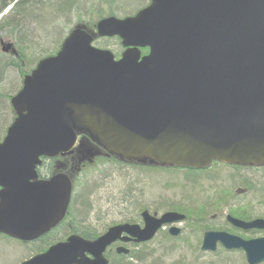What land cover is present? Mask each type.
Here are the masks:
<instances>
[{
	"label": "water",
	"instance_id": "1",
	"mask_svg": "<svg viewBox=\"0 0 264 264\" xmlns=\"http://www.w3.org/2000/svg\"><path fill=\"white\" fill-rule=\"evenodd\" d=\"M96 36L119 38L121 58L95 47ZM11 105L17 117L0 141V233L19 241H34L63 219L70 179L39 181L37 168L43 158L71 152L80 134L139 164L263 166L264 0H150L133 16L103 18L96 35L74 28L25 77ZM142 218L143 229L117 225L95 241L73 235L23 264H108L112 244L148 242L185 216L145 211ZM228 220L264 229V219ZM218 243L243 250L248 264L264 261V239L207 232L202 250L215 252Z\"/></svg>",
	"mask_w": 264,
	"mask_h": 264
},
{
	"label": "trees",
	"instance_id": "2",
	"mask_svg": "<svg viewBox=\"0 0 264 264\" xmlns=\"http://www.w3.org/2000/svg\"><path fill=\"white\" fill-rule=\"evenodd\" d=\"M143 1L0 0V15H2L0 19V41L6 40L11 42L16 50V54L14 55H7L0 52V81L8 76V73H10L9 71L17 72L21 78L30 74L39 60L55 55L60 50L64 39L72 29L80 27L95 34L98 21L108 16H131L138 10L131 14H128L127 11L136 10ZM129 3L136 5V7L133 8L128 6L127 4ZM9 7H11V9L6 15H3ZM111 41L116 44L114 54L116 58H119L124 49L118 38L106 39L103 42H101L99 38H96L94 44L103 48H109L107 45ZM49 48L52 49L49 50ZM141 52L145 55L148 51L144 49ZM2 93V96L6 97L8 100L11 98L10 94H6L5 92ZM1 127L0 122V128ZM91 143L92 141L89 138L82 136L80 146L74 153L71 152L72 154L70 153L51 160H44L42 169L48 170L50 176H54L57 173H66L68 175L74 172L78 173L83 169V166L79 170L75 168V165L78 163L76 158L78 156L83 158V154H87L86 152L91 150L88 149V145L95 147ZM72 159L75 161L72 162ZM112 161L115 162L114 160ZM102 163H104V161H102ZM123 164L126 163L123 162ZM126 165L132 167L142 166L139 164L135 166V164L132 163H127ZM114 167L116 176H119V179H121V184H118L116 192L114 193L115 195H110L113 196L112 200L114 202L117 200L121 202V216H126V219L132 218L133 214L139 211V205L142 202L141 198L147 197L154 199L156 196L158 197L160 195L163 197L161 202L165 204L161 209L184 212L191 218L194 215H199L197 213L199 210L202 212H205V210L210 212L207 207L212 203H225L223 198L225 199L224 195L228 194V189H232L238 184H241L242 187L246 188L247 192L250 193L247 198H245V196L236 198L238 201L242 202L244 198L248 200L252 198V200L256 199L257 201L264 202V171L252 177H245L240 172V167L228 168L223 173L204 171L199 174L190 170L159 168L164 170L165 172L163 173L165 174H161L162 176H153L154 172H147L137 168L129 169V174L127 176L124 175L126 172L119 171V168H117L118 165ZM149 168L155 169L157 167ZM166 174L169 175L167 178ZM143 177H146L144 182L141 180ZM161 177L169 179L165 183L168 186L166 190H162V185L164 186L165 181H160L159 179H161ZM149 178L150 180H148ZM128 179H131L130 181L133 180V184L129 183ZM147 180L148 182H146ZM109 182L116 184V181L112 179H110ZM136 183L138 185H136ZM142 184L146 185V189L142 188ZM84 187L85 184H82L79 188L78 196L75 198V204L72 208L73 232L85 239L93 240L99 228L107 225L103 220L99 221V219H101L99 214L95 217L96 210H101V204L104 205L106 201H102V196H99L100 189H103L102 186L99 188L98 193L93 192L88 194H86L87 192L84 190ZM110 195L108 198H110ZM227 196L229 197V195ZM232 199L235 201V198ZM225 204L227 205L228 203ZM104 218L106 219L105 216L102 219ZM192 225L196 229L198 224ZM51 239L52 235H49L43 237L33 245H30L31 252L40 250L44 246L49 245L52 242ZM157 239L167 244L166 247H161L159 250L171 252V254H169L170 256L180 254L181 256H185L195 253V251L198 252L197 244L185 242V248H176L175 245L177 241L174 239L167 236H159ZM144 246L145 247L140 248V250L130 253L128 256H110L108 258L109 264H164L152 256L154 253H150L149 249L146 248L147 245ZM2 257L3 255L0 254V264H4ZM217 263L218 262H216V264ZM187 264L192 263L190 261V263ZM195 264L197 263L195 262Z\"/></svg>",
	"mask_w": 264,
	"mask_h": 264
},
{
	"label": "rangeland",
	"instance_id": "3",
	"mask_svg": "<svg viewBox=\"0 0 264 264\" xmlns=\"http://www.w3.org/2000/svg\"><path fill=\"white\" fill-rule=\"evenodd\" d=\"M149 2H150V0H144L143 3L140 5V7L137 8L136 10L127 11L128 14H131L132 12L134 13L137 10L139 11V10L145 8ZM127 5L131 6L133 8L136 7V5H134L132 3H129ZM6 12L7 11H5L3 13V15L7 14ZM119 18H121V17H119ZM0 19H1V15H0ZM99 40H101V42H103L106 39H99ZM95 46H97V45H95ZM107 46L109 48H103L101 46H97V47L110 50L114 53V50L116 49V44L113 41H111V42H109V44ZM51 49L52 48H49V50H51ZM9 72L10 73H8V76L4 77V80L0 81V94H1L0 95V118H1L0 122H1V126H2L0 128V138H2L5 135L6 129L10 126V124L14 120V116H13L14 113L11 109L10 100L20 90V88L22 86V80H23V78H21L17 72H15V71H9ZM2 92H5L6 94H10L11 98L8 100L6 97H3ZM86 153L88 155L94 154V157L91 158L90 162L88 163V165L86 167V170H89V171H87L80 178L81 179L80 184L81 185L85 184L84 190L87 192L86 194L93 193V192L98 193L99 188H101V186H102L103 189H100L99 196H102V201H106V202H104V205L101 204L102 207L100 205V207L102 208L101 210L97 211L95 208V210H96L95 217L99 214L101 216V219H99V221L103 220V222H105L108 226L111 225L112 222L116 223L118 221H121L122 219H126V216H121V214H122L121 213L122 211L120 209V205L122 206L121 202L118 200L116 202H114L112 200L113 196L110 195V194H114L116 192L118 184H121V179H119L120 177L116 176V171L114 170L115 167L112 165H105V166L101 165L102 162L101 163L99 162V158L101 157V155L99 152L97 153V151H94L91 149V150L87 151ZM76 159H78V157ZM77 162H78V160H77ZM93 162H95V163L91 164ZM126 164H123V162H121L117 168H119V171L126 172V173H124V175H127V176L129 174L128 173L129 169H137V168L144 170V171H147V172H154L153 176H162L165 174V173H163L165 171L161 170L159 168L153 169V168H149L147 166H141L140 167V166H136L135 163H132V164H135L136 167H132V166H129ZM228 168H233V167L232 166H225V165H214V166L210 167L207 171L223 173ZM97 169L100 171L104 170L103 176H101L100 178L89 177L90 175H96V174H92L91 171H94ZM263 171H264V168L240 167V172L245 177L246 176L252 177V176L257 175ZM166 175H167L166 176V178H167L169 175L168 174H166ZM87 178L90 179V181H91L90 183H87V181H86ZM166 178L161 177V179H159L160 181H162V180L165 181L164 186L162 185V190L168 189V186L165 183L169 179H166ZM110 179L116 181V184L110 183L109 182ZM145 179H146V177H143L141 180H143V182H144ZM130 180L131 179H128V182L133 184L134 181L133 180L130 181ZM148 180H150V178ZM148 180L146 182H148ZM145 184H142L141 186H142V188L146 189ZM136 185H138V184L136 183ZM238 186H242V185L238 184L237 187H235V189L239 188ZM109 195H110V198H108ZM161 196L162 195H160L158 197L156 196L154 199H150L147 197H145L143 199L141 198L142 202L139 205L140 206V209L138 211L139 213L135 212L133 215L136 216L138 214L137 219H140V214L143 210H151V211H156V212L158 211V213H161V214L166 213L168 211L175 212L176 210L161 209L163 206H165L164 202H161L162 198H163ZM95 200H96V198H95ZM235 202L238 205L237 206L238 209L243 208L246 205V203H245V205L241 204V202L238 201L237 199L235 200ZM243 202H245V200ZM251 208H252L251 210H253V211H251L252 216H264V205L262 206L261 209L257 208L255 205H253ZM222 211L224 214H226L228 212V209L224 208V209H222ZM178 212L180 213V211H178ZM104 216L106 217V219L105 218L102 219ZM129 217H127V218H129ZM211 217H209V220H211ZM193 221H194V219H193ZM192 224L197 225V223H195V222H191V223L188 222L184 225L179 226V228L184 229L185 233H183L181 239L176 242V245H175L176 248H185L184 247L185 242H190V244H196L197 243L198 239L200 238V235L202 234L200 232L202 226H200L198 224L196 229H195V227ZM222 224H223V222L220 219H214L211 222H209V227H218ZM166 246H167V244H164L162 241H159V239H157V240H154L153 243L151 245L147 246L146 248L149 249L150 253H154L152 255L154 258L160 260L164 264H187V263H190V261L192 264H195V262L197 264H216V262H218L217 264H246L244 254L239 253V252L228 253V252H225L224 250H219L216 254H206V253H201L198 250V252L195 251V253H191V254L185 255V256H181V254L170 256L169 254H171V252H167V251L163 252V251L159 250L161 247H166ZM176 248H174V249H176ZM29 253H31V247L30 246H26V245H23L17 241H14V240H11L9 238L0 236V254L3 255L2 260H3L4 264H20L24 260V258L27 255H29Z\"/></svg>",
	"mask_w": 264,
	"mask_h": 264
},
{
	"label": "flooded vegetation",
	"instance_id": "4",
	"mask_svg": "<svg viewBox=\"0 0 264 264\" xmlns=\"http://www.w3.org/2000/svg\"><path fill=\"white\" fill-rule=\"evenodd\" d=\"M88 147L92 150L97 151V153L98 152L100 153L101 157L99 158V162L101 163L102 161H104V163H101V165H103V166H105V165L117 166L121 163L120 161H118L120 159L113 157L111 155H108L105 151H103L97 147H92L91 145H88ZM92 157H94V154L93 155L83 154V158H81V156H78V159H77L78 163H77V165H75L76 166L75 168L77 170H79L83 166L82 167L83 169L81 171H79L78 173L74 172L73 174L69 175V178L71 179L72 184H73V192H72V198H71L69 207H68L63 219L56 226H54L51 229H49L48 231H46L44 234H42L38 239H36L34 241H31V242L17 241L23 245L30 246V245H33L35 242L40 241L43 237H47L49 235H52V239H51L52 242L49 245L44 246L40 250H35V251L29 253V255H27L20 264H22L25 261H28L30 258H32L35 255L46 252L53 244H56L58 242L67 241L73 235H79V234H75L73 232V226H72V211L73 210H72V208L75 204V202H74L75 198L78 196V189L81 187V184H80L81 179L80 178L87 171H89V170H86V167H87V165L90 162ZM111 159L114 160L115 162H113ZM73 161H75V160L72 159V162ZM94 163L95 162H93L91 164H94ZM68 164H69V162H68ZM43 165H44V162H43ZM42 166H41V168L38 169V180H48V178L50 179V177H52V176L49 175V171L46 169H42ZM169 169H183L186 171L190 170L196 174H199V173H202L204 171H207L209 168L201 170V171H196V170L187 169V168H169ZM103 171L104 170L100 171L98 169L91 171L92 174H96V175H90L89 174L90 175L89 177L100 178L101 176H103ZM86 181H87V183L91 182L89 178H87ZM238 187L239 188H237V189H235V187L232 189H228L229 191H228L227 195H229V197L227 195H224L225 199L223 198V200L225 201V203H228L229 205L228 204L226 205L225 203H212V204H210L209 207H207L210 210V212L206 211V210H205V212L204 211L202 212L201 210H199L197 212L199 215H194V217L192 216L191 218H189L186 215V213L181 212V214H183L185 216V222H184L185 224L188 223V220H189V223H191V221H192V222H195V223L199 224L200 226H202L201 231H200L202 233L201 239L198 240L196 243L199 251H201L203 236L206 232H209V231H226L227 233H229L231 235L232 234L238 235L246 241L264 239V229L242 230V229L234 227L229 222V220L227 218L228 214L232 215L233 217H235L237 219H240V220H243L246 222L252 221L254 219H259V218L264 219V216H252V212H251V211H253V210H251L252 209L251 207L253 205H255L257 208L261 209L262 206L264 205V202L263 201H261V202L257 201L256 199L252 200V198H249L250 200L245 199V198H247V196L249 197L248 194H250V193L247 192L246 188H243L242 186H238ZM242 196H245V198H244L245 202H243L244 201L243 200L241 202V204L245 205V203H246V205L243 208L238 209V207H237L238 205L236 204V202L232 198H235V200H236V198L242 197ZM224 208L228 209V212L226 214H224L222 211V209H224ZM154 212L155 213H152V214L156 215L157 217H160L162 214H164V213H162V214L158 213V211L157 212L154 211ZM49 213L50 212L48 211L47 214H49ZM137 216H138V214L136 216L133 215V217L130 219H122L121 221H118L116 223L112 222L111 224L115 225V224H123V223H137L136 221L139 220V219H137L138 218ZM209 217H211V220H209ZM193 219H194V221H193ZM214 219H220L223 222V224L218 226V227H209V222H211ZM184 223L182 225H184ZM113 225H111V226H113ZM111 226H107V225L101 226L99 228L97 235L94 237L93 240L97 239L102 234L106 233ZM181 230H182L181 235L174 237L170 234V227L167 226L165 229L160 230L155 235V237L148 242H143V243L118 242V243H116V244H114L108 248L107 253H106V257L109 258L110 256L118 255L116 249L119 246H124V247L128 248L130 250L129 254L132 252L138 251V250H140V248L145 247L144 245H147V246L151 245L153 243V241L156 240L159 236H161V237L167 236L171 239L179 241L181 239L183 233H185L184 229H181ZM0 236L9 238L5 235H0ZM221 249H223V248L220 247L218 250H221ZM223 250H225V249H223ZM230 252L243 253V251H241V250L230 251ZM260 264H264V261Z\"/></svg>",
	"mask_w": 264,
	"mask_h": 264
},
{
	"label": "bare ground",
	"instance_id": "5",
	"mask_svg": "<svg viewBox=\"0 0 264 264\" xmlns=\"http://www.w3.org/2000/svg\"><path fill=\"white\" fill-rule=\"evenodd\" d=\"M200 239H201V235H200V238L198 240H200Z\"/></svg>",
	"mask_w": 264,
	"mask_h": 264
}]
</instances>
